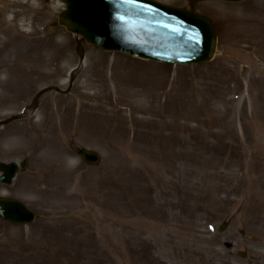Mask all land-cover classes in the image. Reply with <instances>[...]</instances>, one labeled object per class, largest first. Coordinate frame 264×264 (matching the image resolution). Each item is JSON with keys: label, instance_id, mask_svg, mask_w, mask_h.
Wrapping results in <instances>:
<instances>
[{"label": "rangeland", "instance_id": "obj_1", "mask_svg": "<svg viewBox=\"0 0 264 264\" xmlns=\"http://www.w3.org/2000/svg\"><path fill=\"white\" fill-rule=\"evenodd\" d=\"M155 1L213 21L212 61L106 52L58 23L62 0H0V121L24 113L0 149L31 161L0 194L38 215L0 218V264H264V0ZM22 30L55 61L14 74Z\"/></svg>", "mask_w": 264, "mask_h": 264}, {"label": "water", "instance_id": "obj_2", "mask_svg": "<svg viewBox=\"0 0 264 264\" xmlns=\"http://www.w3.org/2000/svg\"><path fill=\"white\" fill-rule=\"evenodd\" d=\"M63 1L67 7L59 24L102 50L181 65L205 64L216 54L218 35L213 22L193 9L154 0ZM80 155L91 165L101 161L100 154L93 150L81 149ZM25 166L26 163H22V167ZM17 168L15 163L0 164V169L6 171L1 181L10 184ZM0 215L16 225L32 224L36 219V213L26 204L3 197H0ZM224 230L225 225H222L220 232ZM240 255L245 257L244 253Z\"/></svg>", "mask_w": 264, "mask_h": 264}, {"label": "bare ground", "instance_id": "obj_3", "mask_svg": "<svg viewBox=\"0 0 264 264\" xmlns=\"http://www.w3.org/2000/svg\"><path fill=\"white\" fill-rule=\"evenodd\" d=\"M15 2L18 4L20 3L19 1ZM14 38V43L16 42L19 45H17L18 55L14 57V61L10 62V69L14 74L16 72L15 69L19 68V64L28 65L33 71L38 72L44 67H48L50 63H53V61H55L54 57L52 58V60H48L43 57V46L46 43L45 39L33 36L30 30H22L21 33H16L14 35ZM9 60L10 59H8L7 61ZM68 119L69 121H71L70 118Z\"/></svg>", "mask_w": 264, "mask_h": 264}, {"label": "flooded vegetation", "instance_id": "obj_4", "mask_svg": "<svg viewBox=\"0 0 264 264\" xmlns=\"http://www.w3.org/2000/svg\"><path fill=\"white\" fill-rule=\"evenodd\" d=\"M0 145H1V138H0ZM21 160H22V158H21L20 160H14V159H12V160H6V159L4 158V156H3V154H2L1 149H0V163H10L11 161H17V162H20ZM30 163H31V161H30V158H29V159H28V162H27V167L25 168V170L19 171V173H20V172H26V171L29 169V167H30ZM20 166H21V164H20ZM1 176H2V172L0 171V178H1ZM0 184H1V185H5V186H10V185H6V184H4V183H1V181H0ZM11 185H12V184H11ZM1 192H4V193H5V191H2V190H1ZM4 193H3V194H0V196L14 198L13 196H5Z\"/></svg>", "mask_w": 264, "mask_h": 264}]
</instances>
